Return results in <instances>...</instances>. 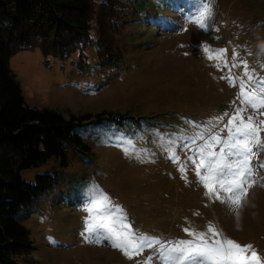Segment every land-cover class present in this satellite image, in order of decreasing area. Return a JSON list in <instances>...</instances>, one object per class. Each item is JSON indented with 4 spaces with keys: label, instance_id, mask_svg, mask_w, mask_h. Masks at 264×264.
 <instances>
[{
    "label": "rangeland",
    "instance_id": "rangeland-1",
    "mask_svg": "<svg viewBox=\"0 0 264 264\" xmlns=\"http://www.w3.org/2000/svg\"><path fill=\"white\" fill-rule=\"evenodd\" d=\"M209 2L213 15L202 30L191 21L202 0H145L138 13L122 21L116 43L121 63L115 68L96 65L92 47L85 50L90 64L84 74L75 65L76 52L61 59L26 48L11 56L10 68L28 106L64 116L128 114L142 117L143 127L140 134L133 123L114 134L104 128L105 139L102 129L86 125L81 134L89 152L66 144V168L58 172L51 158L20 171L22 178L35 181L39 172L55 169L59 181L45 197L43 214L29 222L36 244L16 255L19 264H145L149 257L151 264H172L152 248L129 258L107 240L98 244L86 238L93 188L122 210L137 234L162 244L187 241L193 237L185 228L201 232L211 224L222 236L252 245L264 262V169L254 173L256 183L236 207L206 195L188 159L211 135L226 136L224 125L242 106L240 80L233 86L221 79L228 69L218 70L203 48L227 49L229 66L246 61L264 76V0ZM243 72V65L232 69L234 76L247 79ZM259 135L264 141V131ZM258 147L254 159L264 161V144ZM171 151L179 161L169 158Z\"/></svg>",
    "mask_w": 264,
    "mask_h": 264
},
{
    "label": "trees",
    "instance_id": "trees-1",
    "mask_svg": "<svg viewBox=\"0 0 264 264\" xmlns=\"http://www.w3.org/2000/svg\"><path fill=\"white\" fill-rule=\"evenodd\" d=\"M144 3L0 0V264H19L16 255L35 247L29 222L43 214L45 197L59 181L56 172L68 166L66 144L89 152L90 144L81 134L84 126L102 129V134H114L131 123L139 134L143 128L142 117L128 114L101 111L64 116L51 109L28 106L10 68L11 56L26 48H38L43 56L61 59L76 52L75 65L84 74L90 64L85 50L92 47L96 65L118 67L121 53L116 43L122 21L138 13ZM51 158L57 160V171L39 172L35 181L20 176L21 170L39 167Z\"/></svg>",
    "mask_w": 264,
    "mask_h": 264
},
{
    "label": "snow or ice",
    "instance_id": "snow-or-ice-1",
    "mask_svg": "<svg viewBox=\"0 0 264 264\" xmlns=\"http://www.w3.org/2000/svg\"><path fill=\"white\" fill-rule=\"evenodd\" d=\"M212 15L209 0H202L200 10L191 21L200 29L207 30ZM203 51L209 61H217L214 66L218 70L228 69L229 74L221 76V79H226L233 86L236 79L240 80L238 98L242 106L234 110L224 125L226 136L211 135L203 146L197 148V156L188 159L195 165L196 177L206 189V195L230 206L239 207L242 198L256 183L254 173L264 169V161L254 159L260 153L258 146L264 144L259 135L264 131V119H259L264 116V111H261L264 109V76H257L254 70L249 69L246 61L229 66L227 49H215L206 45ZM236 57L237 53L233 50L232 58ZM241 65L244 68L243 76L247 79L232 73V69ZM249 109L251 113L245 118L244 114ZM224 115L228 116V113ZM214 119L220 121L223 117ZM217 146L218 151L214 150ZM126 154L131 153L126 151ZM169 158L179 161L174 151H171ZM178 170L183 174L185 166L181 164ZM91 192L92 207L87 209L89 218L85 221L86 238L98 244L107 240L113 248L119 249L129 258L141 254L146 248H152L162 260H171L172 264H264L258 253L252 249V245H241L222 236L211 224L206 231L201 232L185 228L186 234L193 237L187 241L162 244L156 238L137 234L118 206L112 205L97 189L93 188ZM145 264H151L150 257Z\"/></svg>",
    "mask_w": 264,
    "mask_h": 264
},
{
    "label": "built area",
    "instance_id": "built-area-1",
    "mask_svg": "<svg viewBox=\"0 0 264 264\" xmlns=\"http://www.w3.org/2000/svg\"><path fill=\"white\" fill-rule=\"evenodd\" d=\"M261 111H264V109H261ZM248 113H249V114L251 113V109H249ZM246 117H247V116H245V118H246ZM259 119H264V116L259 117ZM257 123H258V121H257Z\"/></svg>",
    "mask_w": 264,
    "mask_h": 264
}]
</instances>
